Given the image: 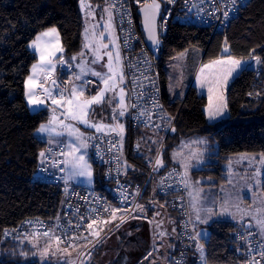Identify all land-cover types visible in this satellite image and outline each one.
<instances>
[{
	"label": "trees",
	"instance_id": "obj_1",
	"mask_svg": "<svg viewBox=\"0 0 264 264\" xmlns=\"http://www.w3.org/2000/svg\"><path fill=\"white\" fill-rule=\"evenodd\" d=\"M93 1L85 0L94 7ZM84 16L81 0H0V264H39L28 259L30 251L26 249L27 243L6 233L27 219L57 220L62 214L65 199L62 187L40 183L35 178L39 153L49 145L36 135V129L50 119V110L31 111L25 101L24 81L37 60L29 44L36 35L54 26L60 34L63 56L70 59L83 46ZM135 17L139 24L136 11ZM225 41L233 57L248 59L256 55L264 61V0H250L236 18L214 34L207 28L170 24L162 38L158 58L165 102L170 111L177 114L175 131L164 143V155L167 158L170 147L167 148V145L172 138H208L210 143H217L218 146L214 155L217 161L212 164L216 167L197 174L214 176L219 185L227 182L224 165L232 157L264 153V66L247 69L234 79L226 95L227 118L210 123L205 113L207 99L199 95L194 87L183 99L170 102L165 91L164 65L191 46L202 49L203 61L215 60L224 56ZM65 75L66 72L61 74V81ZM145 136L142 130L131 128L128 116L122 140L123 158L128 163L124 171L133 176L134 182H141L145 176L144 159L147 153L134 151L133 143L135 139L140 142ZM148 154L153 156L154 149ZM169 166L172 165L165 164L161 169ZM94 172L96 177L98 171L95 167ZM261 191L264 194V178ZM153 192L154 186L149 184L142 202L143 211L149 217L157 213L148 200ZM164 210L173 218L174 214L169 209ZM140 215L143 216L142 213ZM171 225H174L175 233L173 236L171 232L166 235L169 236L166 238L168 244L154 250L150 247L142 249L133 264L171 263L177 246V223H162L163 229L169 227L171 230ZM244 226L249 225L215 221L207 226L209 236L203 242L207 264H236L242 259V250L233 239V233ZM131 229H134V234L139 232V226H131ZM124 231L119 234L120 241L115 246L117 252L123 249L138 251L136 236L127 235ZM95 245L87 264L124 263L122 260L126 256L119 255V252L116 257L106 259L111 249L105 247L102 241ZM156 245L159 246L160 242ZM22 251L27 253L26 257L20 255Z\"/></svg>",
	"mask_w": 264,
	"mask_h": 264
},
{
	"label": "built area",
	"instance_id": "obj_2",
	"mask_svg": "<svg viewBox=\"0 0 264 264\" xmlns=\"http://www.w3.org/2000/svg\"><path fill=\"white\" fill-rule=\"evenodd\" d=\"M249 1L238 0V11L230 12V19L227 21L224 20L221 12L215 11L224 0H187V3L185 0H176L175 4L162 3L161 18L158 21V25L163 24V28H159L160 43L149 47L142 35L140 20L138 24L135 17V11L140 6L136 0H105L109 6L115 5V8H110L130 92V126L134 130H150L162 134L161 147L153 156L144 159L145 176L141 182H134L133 176L127 175L123 168V142L121 147L120 137L112 133L91 132L88 136L89 157L98 174L95 177V185L88 187L71 184L65 174V165L53 166V161L64 159L58 153L61 149L65 150L66 143L47 145L43 151L49 159L44 164L38 163L35 178L40 183L62 187L65 191L62 214L54 221L41 218L27 219L6 234L14 239L32 238L31 234L34 232L43 233L49 228H54L55 234L59 235L62 241L66 240L64 233H68L69 236L83 233L88 239L92 237L91 241L94 244L101 236L96 238L89 235L87 224L93 219L97 220L93 228L99 231L105 225L104 221L112 220L113 209H120L116 213L115 225L121 222V218L127 219L137 211V205H141L146 189L152 184L154 192L148 199L149 202L154 208L161 206L169 209L177 223V246L170 264H176L177 261L191 264V255L197 241L190 238L196 232L186 188L180 183V177L176 174L182 171L175 165L154 170L155 159L158 154L162 156L165 140L173 132L171 129L174 128L177 120V114L172 113L165 102L163 81L158 65L159 51L162 38L170 24L207 28L214 34L236 18ZM152 81L155 82L154 85ZM57 83L61 88L65 87L60 80H57ZM154 101L162 107H156ZM132 104L137 107L132 108ZM141 112L146 114L140 115ZM169 117L172 119L169 120ZM138 142L139 140L135 139L134 151H139ZM62 168L64 171H61ZM174 169L176 172H173ZM170 173L172 175H169ZM77 225L80 227L77 228ZM248 232H252L253 235L247 236ZM241 236H245L246 239H241ZM233 239L242 250V259L236 264H256L257 261L259 264H264V258L258 254L260 244L264 243V240L259 237L255 228L240 227L233 233ZM60 244L68 247L66 242Z\"/></svg>",
	"mask_w": 264,
	"mask_h": 264
},
{
	"label": "snow or ice",
	"instance_id": "obj_3",
	"mask_svg": "<svg viewBox=\"0 0 264 264\" xmlns=\"http://www.w3.org/2000/svg\"><path fill=\"white\" fill-rule=\"evenodd\" d=\"M137 4L140 5V12L143 16V26L148 33V39L154 44L159 45V28H163V24L158 25L157 20L161 18V4H175L176 0H136ZM187 3V0H185ZM238 0H224V3L215 9L222 13L225 21L230 19L229 13L238 11ZM242 7V5H239ZM82 9L85 7L91 8V5H86L85 0H81ZM111 8H115V5H111ZM105 12L109 13V21L111 20V12L109 8L104 9ZM91 14V13H89ZM219 19V17H217ZM99 25H93V31L91 38L89 36V28L86 26L84 31L85 43L83 45L84 49H87L92 53V59L86 61L83 59L85 53L82 51L80 55V62L76 64L79 72H74L73 77L75 81L79 83H74L69 81L70 87L65 86L61 88L60 84L57 83L56 79H53V74L57 67V61L61 65H68L69 68L72 67L70 61H65L63 56L57 57V53H63L64 49L60 43V34L56 27H50L47 30L36 35L35 39L31 41L30 47L33 48L38 55L37 63L33 64L31 67V73L27 76L24 81V97L29 108H40L45 106L50 102L52 107L53 115L47 123H41L36 129V132L40 135H47L50 139L48 143H52L53 136H63L65 132L71 138L70 142L65 146L67 150L61 149L59 155L63 156L64 159L61 161H53V166L57 164H63L70 169V175L68 179L73 176L87 177L91 180L93 172L91 164L85 158L84 154H81L82 149H87L89 147L88 139L85 138L84 133L81 132L80 128L76 124H83L88 128H93L97 133H115L120 137V145L122 147L124 125L120 122V118L124 117L128 113L129 105L126 103V91L122 86L125 82L124 64L119 47L116 45L115 41L109 37V43H112L114 50H109V43L104 42L105 33L107 29L111 27L110 23H106L104 30L99 33L97 37L94 29ZM254 51V50H253ZM223 52L227 53L220 59L212 60L210 63L203 64L199 69V75H197L196 80L201 88H207L208 104L206 106V113L209 120H218L225 118L227 113V101L225 97V90L230 78H234L241 72L247 70L245 65L248 63L241 59L233 57L230 53V49L227 46V41H225V47ZM107 57L106 62H104L101 67L106 68V71H97L91 65H95L104 60ZM251 59L256 65L264 66V61L261 60L259 56H252ZM77 57L73 56L71 61H76ZM88 76H93L97 78L99 83L103 84L102 88H98L96 93L93 95L86 96L85 92L88 90L87 86L92 84L93 81L86 79ZM147 79V77H145ZM51 80V86L46 87L45 85ZM154 85V81H152ZM112 95L109 96L108 94ZM251 95V94H250ZM107 104L112 107V114L109 119L111 123H105L103 120L95 121L91 120L90 116L94 113L93 106H101ZM156 107H162L154 101ZM132 108L137 107V105L132 104ZM60 112V116L56 115V112ZM146 113L141 112L140 115H145ZM172 119L171 117L168 118ZM66 121H71L75 123H66ZM59 127L61 130L56 131ZM159 127V125H156ZM175 131V128L171 129ZM206 141L196 140L189 141L187 143L182 142L181 150L173 152V159L178 160L181 167L184 169L181 173H176L180 177V183L188 188L190 185V178L188 175V169L191 167L190 161L192 159L199 160L202 153L197 150L189 151L188 155L185 156L183 149L190 148L192 144H202ZM116 145H113L115 147ZM51 151V149H50ZM40 163L44 164L49 157L44 151L39 153ZM241 159L255 160L256 157H241ZM260 162L264 164V153L260 154ZM151 162V161H150ZM154 170H158L164 167V162L161 155H157L155 159ZM46 171V169H42ZM61 171H64L62 168ZM259 174V169L256 170ZM173 172H176L174 169ZM169 175H172L170 173ZM163 183V180L161 181ZM199 183V182H197ZM189 195L193 201V209L196 211V220L200 223H207L211 219L212 215H215L211 207L202 209L206 215L201 217V209H197L196 205L199 203V191L193 190L189 192ZM228 200H225L221 205L222 213H228ZM140 211H143V207L137 205ZM107 210V209H106ZM237 210L240 211L237 206ZM120 209H113L111 212V218L116 219V213ZM248 215L254 221L255 226L259 230V234L264 236V202L254 206L250 209L243 210L242 216ZM83 219V218H82ZM110 221H104L105 224ZM123 222V218H121ZM97 224V220L93 219L91 223L87 224V230H89V235L96 238L100 237V231H96L93 226ZM58 227V226H54ZM80 225H77L79 228ZM119 227V224L116 225ZM252 227V224H249ZM174 231V230H173ZM164 233H161L163 235ZM33 239H37L40 236L45 238V247L38 248L37 243H33V248H38V252H34L33 255L39 254L41 258L47 257L49 254V249L51 247V242L54 239L57 242V248L53 251L52 255L56 254V251H62L64 253L68 252V248L80 247L77 243L78 240H84L86 243L83 247H87L88 244H93L92 241L88 240L87 236L83 233L79 235H71L64 233L66 240L62 241L59 235H56L54 228H49L43 233L34 232L31 234ZM206 233L197 232L191 239L197 241L196 247L197 251L200 252L201 264H207L206 257L203 254V246L199 244V238H202ZM253 235L252 232H248L247 236ZM27 239V237H25ZM241 239H246L245 236H241ZM32 243V240H29ZM67 243L68 247L64 249L59 248L60 243ZM99 239H96V243H99ZM95 244H93V248ZM251 251V249H250ZM90 256V251H89ZM258 254L264 258V243L260 244L258 249ZM21 256L26 257L27 253L21 252ZM70 255V254H69ZM81 255H84L81 253ZM148 255H151L149 253ZM147 258V257H145ZM83 264V261L81 262ZM176 264H182V261H177ZM256 264H259L257 261Z\"/></svg>",
	"mask_w": 264,
	"mask_h": 264
},
{
	"label": "rangeland",
	"instance_id": "obj_4",
	"mask_svg": "<svg viewBox=\"0 0 264 264\" xmlns=\"http://www.w3.org/2000/svg\"><path fill=\"white\" fill-rule=\"evenodd\" d=\"M94 7L91 4L86 3V5H91V8L88 7L84 8V28H83V34L85 31V27L87 26L89 28V36L91 38V34L93 31L92 26L93 25H99L94 29L97 37L99 36V33L104 30V26L106 23H110L111 27L107 29V32L105 33V40L104 42L109 43V37H111L112 40L115 41L116 45L118 46L117 36L115 32V25L112 18V12L110 6L105 3L102 0H94ZM109 8L111 12V20L109 21V13L105 12L104 9ZM91 13V14H89ZM31 43V42H30ZM61 43V40H60ZM85 43V38L83 35V45ZM62 46V44H61ZM119 47V46H118ZM29 49L34 52L35 50L30 47ZM109 50H114L112 43H109ZM84 52L85 55L83 57L84 60L90 61L92 59V53L89 52L87 49H84L82 46V49L77 54H74L73 56L77 57L76 61H71L70 59H66L63 56V53H57V57L60 55L63 56L65 61H70L72 63V67L69 68L68 65H65V67H62V65L57 61V67H61L54 72V76L57 77L63 73L66 72V75L63 81L60 80V77L58 80H60V83L62 82L64 86L70 87L69 81H72L74 83H79L78 81L74 80L73 73L79 72V69L76 67V64L80 62V53ZM121 53V52H120ZM203 51L201 48L197 46H191L189 48H186L185 50L177 53L174 55L165 65H164V71L166 75L165 80V91L166 94L170 100V102L174 101L175 99H183L185 95L188 93V90L191 87H194L196 91L199 93V95H203L207 99L208 104V95H207V88H201L200 85L197 83L196 77L199 75V69L203 64L210 63L212 60L209 61H203ZM224 56L227 55V53H224ZM37 56V54H36ZM122 56V54H121ZM256 56V55H254ZM223 57V56H222ZM222 57H219L217 59H220ZM38 60V59H37ZM37 60L35 63H37ZM107 57H104V60L100 63H97L95 65H91V67L95 68L97 71H106V68H102L101 65L106 62ZM216 60V59H215ZM243 61L248 62L245 67L247 69H253L256 68L258 65L255 64V62L250 58L248 59H241ZM34 63V64H35ZM31 73V72H30ZM236 75L234 78H230L227 84V88L225 90V97L227 95V90L230 87L231 83L234 81V79L237 77ZM86 79L92 80L93 83L87 86V91L85 92L86 96L93 95L96 93L98 88H102L103 84L99 83L97 81L96 77L88 76ZM126 77L125 82L122 85L125 88V91L127 93L126 95V103L128 101V89L126 88ZM109 96L112 94L109 93ZM227 101V100H226ZM207 106V105H206ZM49 108L50 112L52 111V107L50 105V102L45 106V108ZM94 107V113L90 116L91 120L100 121L103 120L105 123H111L112 121L109 119V117L112 114V107L105 104L104 106H93ZM44 107L40 108H30L31 111H37L39 109H42ZM206 109V107H205ZM109 112L110 116H108L107 113ZM206 113V110H205ZM228 113V109H227ZM53 114V112L51 113ZM57 116H60V112H56ZM127 115L128 113L120 118V122L124 125V132H123V138L126 132V121H127ZM228 116V115H227ZM227 116L223 119L218 120H209L207 113H206V119L210 123H214L217 121H221L227 118ZM60 119H63L62 116H60ZM50 120V119H49ZM48 120V121H49ZM47 121V122H48ZM43 122V123H47ZM66 123H75L71 121H66ZM78 128H80L81 132L84 133V136L86 139H88V136L91 132H96L93 128H88L83 124H76ZM61 129L59 127L56 128V131H60ZM110 134V133H108ZM115 134V133H112ZM143 134L146 136L144 139H140L139 144V153H147L146 156L150 157L152 155H149L148 152L152 151L154 149L155 153L158 151V149L161 147L163 138L162 134H158L156 132L146 130L143 131ZM173 134V133H172ZM36 135L43 141H48L50 138L47 135H40L36 132ZM117 135V134H116ZM52 143L49 145H55L60 142L66 143V145L70 142L71 138L65 134L63 136H53ZM196 140H202L206 141V143L202 144H192L190 148H184L183 152L184 155L187 156L189 151L191 150H197L202 153V156L199 160L192 159L190 161L191 167L188 169V175L190 178V185L188 188H186V193L188 197V202L192 214L193 224L195 232H201L206 233L202 238H199L200 242L201 239L206 240L209 236V229L207 226L215 221H229L232 222L235 225H249L252 224V227L255 228L258 233L259 230L255 226L254 221H252L251 217L248 215L242 216V211L250 209L254 206H257L264 202V194L261 191V184L262 180L264 178V164L260 162V154H239L234 157H232L228 163L224 165V168L226 172L224 173L227 182L224 184H217L216 178L211 175L206 174H197V172H200L202 170H211L215 169V165H212L213 163H216L217 158L214 157V155L218 152V146L217 143H210V140L208 138L203 136H194L190 138H179V139H170L169 144L167 145V148L169 147L167 151V158L166 154L164 155V150L162 153V159L165 164H171V165H177L181 171L183 172L184 169L181 167L178 160L173 159V152L181 150L182 142L187 143L189 141H196ZM89 144V143H88ZM164 147V146H163ZM166 147V146H165ZM67 148H65V151ZM81 154L85 155V158L88 160V163L91 164L92 167V178L89 180L87 177H81V176H73L71 179H68L70 175V169L65 166V174L67 177V180L74 185H83L92 187L95 185V172H94V165L89 157V147L87 149H82ZM165 156V158H164ZM256 157L255 160H249V159H241V157ZM123 168H126L128 166V163L125 158H123ZM257 169H259V174H257ZM199 182V183H197ZM197 190L199 191V203L196 205L197 209H201L200 215L201 217H204L206 213L202 210L204 208L211 207L213 209V212L215 215L211 216V219L207 223H200L196 220V211L193 209V201L191 196L189 195L190 191ZM225 200H228V213H222L221 205ZM143 207V204L141 205ZM237 206L239 207L240 211L237 210ZM157 209V208H155ZM162 211L164 210V207H161ZM165 211V210H164ZM142 213L143 216L139 218L138 214ZM165 214H155L153 217H149L144 213V211H140L138 208L137 211L132 214L128 219L123 220V222H117L119 224V227L117 228L115 225V219L109 220L110 222L105 224L101 229L103 231H100V242L102 241L104 243V246L107 247L109 251V255H107L106 259L114 258L117 256V248L115 246L119 243V234L121 232H125V234H130L136 236V240H138V251L129 252L128 249H123L119 252V255L126 256L123 257L124 263L123 264H133L138 260V252L141 251L144 248H149L150 250L158 249V247L162 248L163 246H166L168 243L166 239L169 236H166L167 234H170V232L175 233L174 225H171L172 227L171 231L169 227L163 229L162 223L169 224L173 222L172 217L168 214V212H164ZM139 226V232L137 234H134V229L130 230L131 226ZM169 232V233H168ZM161 233H164L161 235ZM259 237L264 240V236H261L259 234ZM38 239V248L45 247V238L39 237ZM37 239L33 238H20L18 239L22 243H27L26 246H28L26 249L30 251V256L28 259L30 262L37 261L39 264H81L83 261V264L89 263L90 256L89 251L91 252L93 248V244H88L87 247H83V245L86 243L84 240H81L77 242L80 247H77L75 249L68 248V252L64 253L62 251H56L55 255H52L53 251L57 248V242L53 239L51 242V247L49 249V254L47 257L41 258L39 254L33 255L34 252H38V248H33V243H37ZM29 240H32V243L29 242ZM88 240H92V237H90ZM160 242V245H156ZM97 244V243H94ZM156 245V246H155ZM201 245V244H200ZM96 246V245H95ZM203 246V245H202ZM115 247V248H114ZM60 249L67 248L61 244H59ZM164 248V247H163ZM83 253L84 255H81ZM204 253V252H203ZM70 254V255H69ZM91 255V254H90ZM199 255L200 252H199ZM127 259V260H126ZM110 262V261H109ZM108 264V263H107ZM201 264V263H200Z\"/></svg>",
	"mask_w": 264,
	"mask_h": 264
},
{
	"label": "crops",
	"instance_id": "obj_5",
	"mask_svg": "<svg viewBox=\"0 0 264 264\" xmlns=\"http://www.w3.org/2000/svg\"><path fill=\"white\" fill-rule=\"evenodd\" d=\"M61 56V55H60ZM37 59H38V55H37ZM62 67H65V65H62ZM59 68H61V67H58V69ZM58 69H56L57 70V72H58ZM61 76V75H60ZM59 74L57 75V77H55L54 75H53V79H56V80H58L59 79ZM50 82H51V80H49L48 81V83L45 85L46 87H49V84H50ZM126 88L128 89V101H127V104L129 105V97H130V92H129V88H128V86H127V82H126ZM45 106H47V105H45ZM45 106H41V107H44L45 108ZM47 108V107H46ZM43 109V108H42ZM52 113V111L50 112V116H49V118H51V116L53 115V114H51ZM129 113H130V111H129V108H128V115H127V118H128V116H129ZM107 114H108V116H110V113L109 112H107ZM215 123V122H214ZM47 144H49L48 143V141H45ZM175 166H177V165H175ZM178 167V166H177ZM156 210V212H157V214H160V213H162V214H165L164 212V210L162 211V209H161V206H159V207H157V209H155ZM139 216V218H141L142 216L140 215V214H138ZM172 220H173V222H172V224H174V223H176V220H175V217L173 216V218H172ZM115 222H116V219H115ZM176 236V235H175ZM203 242H204V239H201V242H200V240H199V244H201V245H203V254H204V256H205V249H204V244H203ZM191 262L193 263V264H200L201 263V259H200V255H199V252L197 251V247L195 248V250L192 252V255H191Z\"/></svg>",
	"mask_w": 264,
	"mask_h": 264
},
{
	"label": "water",
	"instance_id": "obj_6",
	"mask_svg": "<svg viewBox=\"0 0 264 264\" xmlns=\"http://www.w3.org/2000/svg\"><path fill=\"white\" fill-rule=\"evenodd\" d=\"M140 6L136 9V13L137 15L139 16V20H140V29H141V32H142V35L144 37V40L146 42V44L149 46V47H154L156 45H154L149 39H148V33L147 31L145 30L144 26H143V16H142V13L140 12ZM161 10H162V4H161ZM158 21L159 19L157 20V24H158ZM51 86V82L49 84V87ZM52 117V116H51ZM51 119V118H50Z\"/></svg>",
	"mask_w": 264,
	"mask_h": 264
}]
</instances>
